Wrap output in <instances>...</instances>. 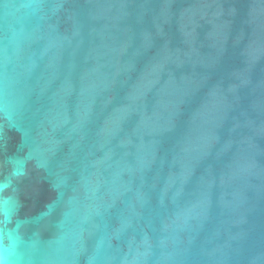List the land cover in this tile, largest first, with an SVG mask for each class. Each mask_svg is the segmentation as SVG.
Here are the masks:
<instances>
[{
	"label": "water",
	"instance_id": "water-1",
	"mask_svg": "<svg viewBox=\"0 0 264 264\" xmlns=\"http://www.w3.org/2000/svg\"><path fill=\"white\" fill-rule=\"evenodd\" d=\"M0 264H264V0H0Z\"/></svg>",
	"mask_w": 264,
	"mask_h": 264
}]
</instances>
